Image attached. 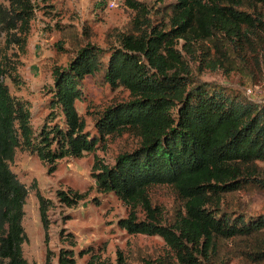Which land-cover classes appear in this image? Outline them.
<instances>
[{
    "label": "trees",
    "instance_id": "obj_1",
    "mask_svg": "<svg viewBox=\"0 0 264 264\" xmlns=\"http://www.w3.org/2000/svg\"><path fill=\"white\" fill-rule=\"evenodd\" d=\"M155 1L165 4L157 12L160 24L148 4L125 0L133 17L125 31H112L116 44L104 49L78 42L70 65L54 69L52 117L38 134L29 102L13 96L6 83H23L17 67L0 58V264H28L23 255L28 189L10 168L17 150L54 167L125 134L138 138V147L119 154L113 166L97 157L92 176L100 191L114 193L129 208L122 228L165 241L172 256L156 264H231L244 256L253 264L264 262V215L222 210L241 192L264 194V105L193 77L198 64L202 73L246 70L264 79V0ZM38 9L34 0L0 2V36L7 48L16 45L27 53L30 20ZM99 75L129 98L104 110L94 137L85 132L76 102L83 99L85 79ZM56 108L65 128L50 124ZM163 185L175 190L179 204L170 225L162 224L163 212L150 194ZM36 196L47 228L50 202L38 189ZM59 199L73 207L82 196L60 192ZM229 243L233 247L222 253ZM67 254L60 264H74Z\"/></svg>",
    "mask_w": 264,
    "mask_h": 264
},
{
    "label": "rangeland",
    "instance_id": "obj_2",
    "mask_svg": "<svg viewBox=\"0 0 264 264\" xmlns=\"http://www.w3.org/2000/svg\"><path fill=\"white\" fill-rule=\"evenodd\" d=\"M34 1L40 9L33 13L30 20L27 53L22 54L21 48L16 45L7 48L2 35L0 58L8 57L12 66L17 67L23 83L14 85L10 79L6 83L13 96L29 102L32 126L38 134L52 117L50 103L55 87L54 69L70 65L76 56L78 42L82 44L89 40L104 49L112 43L116 44L112 31H125L133 12L126 7L125 0H107L102 8V0ZM139 1L150 6L153 20L160 24L162 19L157 12L165 4L155 0ZM58 25L65 26L64 30L59 31ZM71 34L75 39L69 37ZM193 68V77L197 82L225 86L242 93L257 106L264 105V79L259 76H253L246 70L241 73L235 71L228 76L223 71L202 73L198 64ZM81 91L83 99L76 102V108L86 123L85 132L98 137L96 121L100 115L106 108L127 101L129 93L124 89H112L102 82L100 75L95 79L86 78ZM53 117L51 125L66 127L60 108L55 109ZM138 145L139 139L132 135L107 137L105 145L99 144L95 152L85 153L81 158H65L54 167L43 165L36 155L25 149L17 150L10 168L28 189L23 219L28 237L23 245V255L28 264H60L62 253H68L74 264H156L172 256L161 237L132 235L122 228L121 220L129 217V208L114 193L100 191L92 176L97 157L113 166L119 154L133 151ZM260 166L264 168V163ZM37 189L50 202L47 228L41 221ZM60 192L77 193L82 200L70 207L60 201ZM150 194L163 212L162 224L170 225L174 211L179 207L175 190L167 185L156 186ZM236 199L235 204L231 200L223 204L222 210L231 215L238 211L254 217L264 215V194L244 195L241 192ZM226 246L232 248L233 244L223 246L222 253L228 251ZM231 264L253 263L244 256L233 258Z\"/></svg>",
    "mask_w": 264,
    "mask_h": 264
},
{
    "label": "built area",
    "instance_id": "obj_3",
    "mask_svg": "<svg viewBox=\"0 0 264 264\" xmlns=\"http://www.w3.org/2000/svg\"><path fill=\"white\" fill-rule=\"evenodd\" d=\"M112 6L114 7L115 6V3H113Z\"/></svg>",
    "mask_w": 264,
    "mask_h": 264
}]
</instances>
